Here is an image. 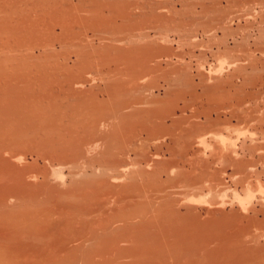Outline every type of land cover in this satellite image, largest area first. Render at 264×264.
I'll list each match as a JSON object with an SVG mask.
<instances>
[{
	"label": "rangeland",
	"instance_id": "rangeland-1",
	"mask_svg": "<svg viewBox=\"0 0 264 264\" xmlns=\"http://www.w3.org/2000/svg\"><path fill=\"white\" fill-rule=\"evenodd\" d=\"M7 1L0 264H264V0Z\"/></svg>",
	"mask_w": 264,
	"mask_h": 264
},
{
	"label": "bare ground",
	"instance_id": "bare-ground-1",
	"mask_svg": "<svg viewBox=\"0 0 264 264\" xmlns=\"http://www.w3.org/2000/svg\"><path fill=\"white\" fill-rule=\"evenodd\" d=\"M7 1V0H6ZM8 2V1H7ZM47 2V1H46ZM30 3V2H29ZM14 4V3H13ZM51 4V3H50ZM27 101V100H26ZM78 101V100H77ZM29 102V101H28ZM85 104V103H84ZM140 105V104H139ZM75 106V105H74ZM83 106V105H82ZM136 106V105H135ZM124 107H126V105L124 106ZM82 108V107H81ZM26 109V108H25ZM86 109V108H85ZM141 109V108H140ZM33 110V109H32ZM93 110V109H92ZM126 110V109H125ZM31 111V110H30ZM89 111H90V109H89ZM145 112V111H144ZM97 113V112H96ZM87 115V114H86ZM89 115V114H88ZM80 116V115H79ZM95 116V115H94ZM66 117V116H65ZM127 117V116H126ZM94 120H95V118H93ZM91 122V121H90ZM124 122V121H123ZM136 122V121H135ZM24 123V122H23ZM97 124V123H96ZM104 125V124H103ZM46 126V125H45ZM52 126V125H51ZM15 128V127H14ZM76 129V128H75ZM87 129V128H86ZM11 130V129H10ZM25 130V129H24ZM5 131V130H4ZM9 131V130H8ZM23 131V130H22ZM65 131V130H64ZM70 131V130H69ZM80 131V130H79ZM25 132V131H24ZM125 132V131H124ZM29 133V132H28ZM129 133V132H128ZM124 135V134H123ZM119 136V135H118ZM122 136V135H121ZM129 136V135H128ZM97 137V136H96ZM10 139V138H9ZM52 139V138H51ZM93 139H95V137L93 138ZM99 139V138H98ZM127 139V138H126ZM48 140V139H47ZM121 140V139H120ZM94 142V141H93ZM11 143V142H10ZM98 143V142H97ZM37 144V143H36ZM57 144V143H56ZM40 145V144H39ZM95 145V144H94ZM93 145V146H94ZM2 146V145H1ZM29 146V145H28ZM80 146V145H79ZM126 146V145H125ZM96 147V146H95ZM98 147H99V145H98ZM9 148V147H8ZM40 148V147H39ZM85 148H87V147H85ZM89 148V147H88ZM92 148V147H91ZM3 149V148H2ZM34 149V148H33ZM59 149V148H58ZM99 149V148H98ZM118 149V148H117ZM132 149H133V147H132ZM60 150V149H59ZM78 151V150H77ZM89 151H90V149H89ZM25 152V151H24ZM52 152V151H51ZM84 152V151H83ZM13 153V152H12ZM32 153V152H31ZM55 153V152H54ZM123 153V152H122ZM37 154V153H36ZM75 154V153H74ZM80 154V153H79ZM63 155V154H62ZM78 155V154H77ZM76 155V156H77ZM89 155V154H88ZM45 156V155H44ZM61 156V155H60ZM46 158V157H45ZM69 158V157H68ZM90 158V157H89ZM101 158V157H100ZM66 159V158H65ZM63 160V159H62ZM86 160V159H85ZM91 160V159H90ZM111 160V159H110ZM62 162V161H61ZM119 162V161H118ZM125 162V161H124ZM73 164V163H72ZM113 164V163H112ZM117 164V163H116ZM106 166V165H105ZM92 167V166H91ZM104 167V166H103ZM120 167H122V166H120ZM10 169V168H9ZM112 169V168H111ZM123 169V168H122ZM105 170H106V168H105ZM113 170V169H112ZM117 170H120L121 172L123 171V170H121L120 168H118ZM9 171V170H8ZM43 171V170H42ZM120 171H117V172H119V173H121ZM104 172H106V171H104ZM103 172V173H104ZM115 172V171H114ZM114 172H113V175H114ZM116 172V173H117ZM42 173V172H41ZM108 173V172H107ZM115 173V174H116ZM119 173H117V176L118 175H121V174H119ZM110 174H112V173H110ZM109 174V175H110ZM12 175V174H11ZM107 175V174H106ZM113 175H110V176H112V177H114ZM19 177V176H18ZM106 177V176H105ZM33 178H34V176H33ZM115 178H116V175H115ZM22 179V178H21ZM20 179V180H21ZM111 179V178H110ZM9 180V179H8ZM16 180V179H15ZM7 181V180H6ZM98 182V181H97ZM22 183V182H21ZM98 185V184H97ZM11 186V185H10ZM124 186V185H123ZM9 189V188H8ZM89 189V188H88ZM87 189V190H88ZM99 190V189H98ZM107 190V189H106ZM131 190V189H130ZM16 191V190H15ZM113 191V190H112ZM125 191V190H124ZM17 192V191H16ZM90 192V191H89ZM110 192V191H109ZM121 192H123V191H121ZM116 193V192H115ZM10 194V193H9ZM91 194V193H90ZM96 194V193H95ZM98 194V193H97ZM126 194V193H125ZM134 194V193H133ZM87 195V194H86ZM94 195V194H93ZM8 196V195H7ZM110 196V195H109ZM121 196V195H120ZM128 196V195H127ZM14 197L16 198V196L14 195ZM96 197V196H95ZM116 197H118V196H116ZM126 197V196H125ZM131 197H133V196H131ZM19 198V197H18ZM97 198V197H96ZM6 199H7V197H6ZM5 199V200H6ZM18 201V200H17ZM120 201V200H119ZM116 202V201H115ZM10 203H11V201H10ZM102 204V203H101ZM120 206V205H119ZM147 206V205H146ZM115 207V206H114ZM134 207V206H133ZM133 210V209H132ZM36 211V212H35ZM35 211H33V213H35L34 215H33V213L31 214L32 216H30L29 215V220H28V216H27V218H25V219H27V221H28V225H27V229H26V225H21L22 226V228H24V230L26 229V231L28 230V227H30V229L28 230V232H31L30 230H32L33 228V230L35 231L34 233H33V231L31 232L33 235L35 234V233H38V232H36V230H35V228L38 230V228H40L41 229V227L44 225V223L42 222V218H41V216L43 215H41V214H39V213H44V211H40V212H37V209L35 210ZM39 211V210H38ZM111 211H112V208H111ZM115 211V210H114ZM46 212V211H45ZM48 212V211H47ZM37 213V214H36ZM49 213H52V211L51 212H49ZM135 213V212H134ZM8 214V213H7ZM45 214V213H44ZM109 214V213H108ZM114 214V213H113ZM117 214V213H116ZM156 214V213H155ZM21 215V214H20ZM41 215V216H40ZM105 215H106V213H105ZM118 215H121V214H118ZM117 215V217L119 218V216ZM123 215V214H122ZM8 216V215H7ZM46 216H48V214L46 215ZM127 216V215H126ZM4 217V216H3ZM6 217V216H5ZM67 217V216H66ZM70 217V216H69ZM68 217V218H69ZM121 217V216H120ZM122 217H124V216H122ZM129 217V216H128ZM8 218H9V216H8ZM12 218V217H11ZM18 218V217H17ZM67 218V219H68ZM115 218V217H114ZM113 218V219H114ZM126 218V217H125ZM156 218V217H155ZM164 218V217H163ZM16 219V218H15ZM42 219V220H41ZM47 219H49V216H48V218ZM46 219V220H47ZM92 219V218H91ZM120 219V218H119ZM138 219V218H137ZM18 220V219H17ZM19 220H22V219H19ZM72 220V219H71ZM80 220V219H79ZM103 220V219H102ZM4 221V220H3ZM24 222H27V221H25V220H23ZM114 221H115V219H114ZM148 221V220H147ZM153 221V220H152ZM12 222V221H11ZM24 222H22V223H24ZM45 222V221H44ZM76 222V221H75ZM95 222H96V220H95ZM112 222V221H111ZM125 222V221H124ZM140 222V221H139ZM151 222V221H150ZM149 222V223H150ZM3 223V222H2ZM21 223V224H22ZM43 225H42V224ZM108 223V222H107ZM146 223H148V222H146ZM148 223V225H151V224H149ZM9 224H10V222H9ZM93 224V223H92ZM99 224V223H98ZM154 224V223H153ZM11 225V224H10ZM18 225H20V223L18 224ZM47 225V224H46ZM49 225V224H48ZM68 225V224H67ZM105 225V224H104ZM112 225V224H111ZM116 225V224H115ZM147 224L145 225V227L146 226H148ZM0 226H3V225H0ZM7 226V225H6ZM9 226V225H8ZM13 226V225H12ZM89 226V225H88ZM10 227V226H9ZM71 227V226H70ZM83 227V226H82ZM97 227V226H96ZM101 227V226H100ZM131 227H133V229L135 228L134 226H131ZM141 227H142V225H141ZM150 227V226H149ZM8 228V227H7ZM11 228V227H10ZM14 228V227H13ZM21 228V227H20ZM47 228V227H46ZM52 228V227H51ZM66 228V227H65ZM88 228V227H87ZM138 228V227H137ZM163 228V227H162ZM180 228V227H179ZM190 228V227H189ZM4 229H5V227H4ZM9 229V228H8ZM39 229V231L40 232H42V229H43V227H42V229L40 230ZM68 229V228H67ZM66 229V230H67ZM139 229V228H138ZM144 229V228H143ZM142 229V230H143ZM146 229V228H145ZM11 230V229H10ZM18 230V229H17ZM22 230V229H21ZM23 230V231H24ZM74 230V229H73ZM137 230V229H136ZM136 230H133V231H136ZM43 231H44V229H43ZM126 231V230H125ZM124 231V232H125ZM131 232H132V230H131ZM175 232V231H174ZM218 232H220V231H218ZM9 233V232H8ZM7 233V234H8ZM11 233V232H10ZM43 233V232H42ZM47 233V232H46ZM115 233V232H114ZM130 233V232H129ZM195 233V232H194ZM19 234V233H18ZM40 234V233H39ZM65 234H66V231H65ZM177 234V233H176ZM12 235V234H11ZM32 235V236H33ZM43 235H44V233H43ZM84 235V234H83ZM130 235H131V233H130ZM219 235V234H218ZM23 236H25V234L23 235ZM22 236V237H23ZM52 236V235H51ZM85 236V235H84ZM91 236V235H90ZM92 236H94V235H92ZM179 236V235H178ZM195 236V235H194ZM38 237V236H37ZM53 237V236H52ZM66 237V236H65ZM76 237V236H75ZM74 237V238H75ZM82 237V236H81ZM100 237V236H99ZM111 237V236H110ZM192 237V236H191ZM20 238H21V236H20ZM25 238V237H24ZM59 238H61V237H59ZM83 238V237H82ZM86 238V237H85ZM84 238V239H85ZM88 238V237H87ZM90 238V237H89ZM13 239V238H12ZM22 239V238H21ZM27 239V238H26ZM44 239V238H43ZM67 239H68V237H67ZM6 240V239H5ZM17 240H19V239H17ZM17 240H15V241H17ZM41 240V239H40ZM56 240V239H55ZM72 240H73V238H72ZM81 240H83V239H81ZM233 240V239H232ZM24 241V240H23ZM171 241V240H170ZM73 242V241H72ZM84 242V241H83ZM82 242V243H83ZM111 242V241H110ZM146 242V241H145ZM208 242V241H207ZM18 243H21V242H18ZM77 243H78V241H77ZM89 243V242H88ZM48 244H50V243H48ZM47 244V245H48ZM206 244V243H205ZM45 245V244H44ZM97 245V244H96ZM139 245V244H138ZM25 246V245H24ZM98 246V245H97ZM140 246V245H139ZM164 246V245H163ZM168 246H170L169 248H172V245H170V243L168 244ZM174 246V245H173ZM66 247H68L67 245H66ZM158 247V246H157ZM246 247V246H245ZM159 248H161L160 250H163L164 249V247L162 248L161 246H159ZM159 248H156L157 250L159 249ZM166 248V247H165ZM142 249V248H141ZM144 249V248H143ZM23 250V249H22ZM134 250V249H133ZM137 250V249H136ZM151 250V249H150ZM154 250V249H153ZM159 250V251H160ZM253 250V249H252ZM144 251V250H143ZM146 251H148V250H146ZM146 251H145V253H146ZM156 251V250H155ZM192 251V250H191ZM229 251V250H228ZM250 251V250H249ZM139 252V251H138ZM152 252V251H151ZM134 253H136V252H134ZM149 253H150V251H149ZM153 253V252H152ZM234 253V252H233ZM138 254V253H137ZM147 254V253H146ZM137 256H139V255H137ZM160 256V255H159ZM237 257H238V255H237ZM247 257V256H246ZM4 260V259H3ZM152 260H154V259H152ZM5 262V264H6V261H4ZM163 263V262H162ZM259 263V262H258ZM2 264V263H1Z\"/></svg>",
	"mask_w": 264,
	"mask_h": 264
}]
</instances>
